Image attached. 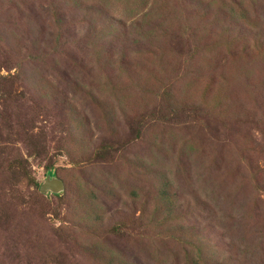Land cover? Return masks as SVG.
Masks as SVG:
<instances>
[{"label":"rangeland","instance_id":"obj_1","mask_svg":"<svg viewBox=\"0 0 264 264\" xmlns=\"http://www.w3.org/2000/svg\"><path fill=\"white\" fill-rule=\"evenodd\" d=\"M0 264H264V0H0Z\"/></svg>","mask_w":264,"mask_h":264},{"label":"water","instance_id":"obj_2","mask_svg":"<svg viewBox=\"0 0 264 264\" xmlns=\"http://www.w3.org/2000/svg\"><path fill=\"white\" fill-rule=\"evenodd\" d=\"M61 183L59 182V181H57V182H55V183H51V184H42L41 185V190H43V191H47V187H49V188H51L52 190H57V188H59V185H60Z\"/></svg>","mask_w":264,"mask_h":264}]
</instances>
